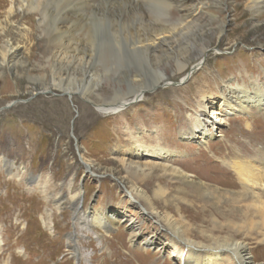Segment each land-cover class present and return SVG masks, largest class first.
Returning <instances> with one entry per match:
<instances>
[{
  "label": "rangeland",
  "instance_id": "1",
  "mask_svg": "<svg viewBox=\"0 0 264 264\" xmlns=\"http://www.w3.org/2000/svg\"><path fill=\"white\" fill-rule=\"evenodd\" d=\"M140 1L147 16L168 20L162 0ZM244 1L204 0L206 5L191 34L175 40L169 48L163 44L153 53L140 52L133 58L127 57L124 49L137 21L121 23L93 40L88 66H67L66 75L60 74L59 61L49 58L48 20L52 14L41 22L38 15L19 11L13 0L14 12L8 16L10 0H2L0 157L13 168L8 173L0 166V264H183L184 256L174 250L167 228L151 212L139 215L144 203L137 204L136 198L130 201L126 189L132 186L133 175L118 159L136 137L144 146L177 151L175 156L163 158V164L179 167L193 180L225 188L232 179L224 177L219 162L233 153L230 147L253 155V148L264 145V107L257 115L254 107L251 115L225 108L217 116L209 113L221 125L205 144L180 134L200 109V87L219 98L226 81L231 85H235L233 80L245 85L251 80L264 83V20L253 22ZM175 10L171 8V13ZM235 13L242 16L237 23ZM225 32L229 40L223 38ZM7 40L16 50L2 63ZM202 45L207 47L203 55L199 53ZM178 59L186 64L182 71L177 70ZM158 69L167 75L164 85L154 90H150L153 86L142 88L122 111L111 110L117 93L128 92L135 86L134 79L146 83ZM52 76L56 81L63 78L64 90L52 87ZM161 159L142 155L140 160L162 163ZM162 182L172 194L184 188L185 195L180 196L200 200L190 186L168 178ZM76 194L79 211L116 212L121 222L110 235L102 236L100 229L76 223L69 207ZM183 205L179 211L169 210L181 222L192 225L191 238L203 241L192 212ZM205 209L214 213L209 205ZM132 225L135 237L129 231ZM201 229L220 235L209 220L201 222ZM71 234L76 240L73 249L79 250L78 260L72 256L71 244H66ZM256 236L253 233L246 241L253 261L263 262L264 243H256ZM145 240H149L147 246L142 243Z\"/></svg>",
  "mask_w": 264,
  "mask_h": 264
},
{
  "label": "bare ground",
  "instance_id": "2",
  "mask_svg": "<svg viewBox=\"0 0 264 264\" xmlns=\"http://www.w3.org/2000/svg\"><path fill=\"white\" fill-rule=\"evenodd\" d=\"M16 1L19 11L34 13V16L40 17V21L44 17H48L46 15L49 12L52 14L48 20L51 43L49 58L57 59L61 71H63L60 74L66 75H69L67 66L74 64L82 66V68L88 66L92 58L93 40L105 34L107 30L114 31L119 24L137 21L133 30L130 29V42L124 49L127 57L133 58L140 52L153 53L158 46H163V44L169 48L175 40L186 38L194 31L193 29L197 25V16L206 5L204 0H162L166 6L165 14L168 17L167 21L162 22L145 14L142 8L144 4L140 0ZM244 2L253 22L264 20V0H245ZM12 3L13 0H10L8 16L14 12ZM2 6L3 2L0 0V8ZM238 6L240 5L237 4L234 8ZM173 7L177 9L175 13H171ZM241 13L243 14L242 11ZM234 15L237 17L235 19V23H237L242 16L238 13ZM25 30H28V27ZM219 30L223 31L222 26L219 27ZM223 38L229 40V34L225 32ZM4 48L6 50L2 57V63H5L6 57L16 50L9 40L5 43ZM118 48V53L122 52V48L120 46ZM206 48L205 45H202L199 48V53L203 55ZM148 60L149 58H147ZM176 65L178 71H182L186 67V64L179 59ZM165 76H167L166 73L158 69L156 75L146 83H137L135 79L132 80L131 82H134L135 86H131V89L122 95L117 93L110 103L111 110L115 113L122 111L121 109L133 102L140 89H149L152 86L163 84ZM233 82L235 85L229 84L228 81L224 83L219 98L213 96L212 91L200 87L198 104L200 109L190 117L189 128L180 133L182 138L203 144L209 142V139L213 137V130L217 129L218 124L221 125L215 121L218 118L211 119L209 113L212 112L217 116L223 111L222 108L233 113L251 115L253 110L251 108L254 107L257 110V113L254 110V114H258V110L264 107V86H261L264 83L254 84L255 80H251L249 85L239 84L236 80ZM51 83L53 88L64 90L63 78L56 81L52 76ZM202 84H205L204 81ZM45 90H50V88ZM65 92L72 94L73 91L65 90ZM247 128H249V124ZM245 134L249 136L252 133L246 132ZM230 150L233 153L227 154V159L224 156V159L219 162L221 167H224L223 173L226 175L224 177L232 179L228 187L225 188L212 186V184L207 185L204 183L205 181L193 180L179 167L163 164V161H166L163 158L173 157L177 151L169 148L144 146L138 142L136 137L131 139L129 147L121 153L118 159L126 172L133 175L132 186L129 190L126 189L131 196L130 201L134 202L136 198L137 204L144 203V206L140 205L139 215L145 216L151 212L155 215L158 223L167 228V234H170V238H172L171 243L174 250L180 251L184 256L183 264H264V261H253L249 243L246 241L253 233H256V243H264V145L261 148H253V155L247 152L240 154L238 149L232 147ZM142 155L149 158L161 157L162 159L159 161L162 163L141 161ZM0 166L8 173L13 168V164L3 157H0ZM157 169L160 171L159 174H154V170ZM165 178L192 187L200 200L186 199L180 196L185 193L184 188H178L172 194L162 182ZM135 179L137 182H134ZM78 197L76 194L73 202L70 198L71 206L69 207L73 210L72 214L76 223L81 227L97 228L102 231V236H108L110 230L121 222L120 218L115 216L116 212L111 214V212L97 209L79 211ZM59 200L62 204V199ZM182 205L184 210L192 212L194 225L202 238L204 237L203 241H195L191 238L192 225L181 222L171 214L169 209L173 208L179 211ZM207 205L213 207L214 213L205 209ZM157 206L165 210H158ZM196 208H200V211ZM204 214H208L209 218L204 217ZM207 220H209L212 229L217 230L220 235L216 236L201 229V222ZM129 231L135 237V225L130 226ZM71 238H73L72 234L67 236L66 244H71L73 249L72 244L76 240ZM142 243L147 246L149 240ZM256 248L261 247L257 246ZM72 256L78 260L79 250L73 249Z\"/></svg>",
  "mask_w": 264,
  "mask_h": 264
},
{
  "label": "water",
  "instance_id": "3",
  "mask_svg": "<svg viewBox=\"0 0 264 264\" xmlns=\"http://www.w3.org/2000/svg\"><path fill=\"white\" fill-rule=\"evenodd\" d=\"M162 85H164V84H162ZM156 87H158V85L153 86L150 90H154Z\"/></svg>",
  "mask_w": 264,
  "mask_h": 264
}]
</instances>
